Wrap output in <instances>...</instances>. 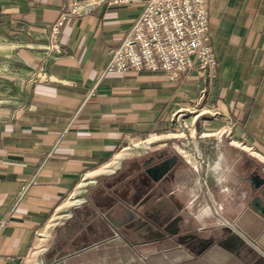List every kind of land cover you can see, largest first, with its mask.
I'll use <instances>...</instances> for the list:
<instances>
[{
    "label": "crops",
    "instance_id": "crops-1",
    "mask_svg": "<svg viewBox=\"0 0 264 264\" xmlns=\"http://www.w3.org/2000/svg\"><path fill=\"white\" fill-rule=\"evenodd\" d=\"M72 1L0 0V40L20 65L17 101L0 108V264H25L45 233L39 264H264L248 182L264 178V0H208L206 107L221 118L188 116L194 137L171 118L195 105L198 73L178 88L161 72L104 71L144 0L68 17L65 55L44 59ZM148 138L163 143L130 146Z\"/></svg>",
    "mask_w": 264,
    "mask_h": 264
},
{
    "label": "built area",
    "instance_id": "built-area-1",
    "mask_svg": "<svg viewBox=\"0 0 264 264\" xmlns=\"http://www.w3.org/2000/svg\"><path fill=\"white\" fill-rule=\"evenodd\" d=\"M122 1L73 0L50 28L43 49L44 59L55 60L65 55L57 43V37L68 17L84 16L97 7ZM208 9V0H144L141 12L133 20L127 33L117 46L107 51L106 73L161 72L168 82L178 88L192 73H198L202 86L195 105L191 110L178 109L171 118L172 124L184 129L185 121L191 114L195 118L194 122H201L205 117L212 121L221 118L217 108L206 107L217 64L208 32ZM208 135L199 133L203 138ZM225 136L232 143L229 131ZM218 140L221 141V137ZM5 225L6 219H0V233Z\"/></svg>",
    "mask_w": 264,
    "mask_h": 264
},
{
    "label": "rangeland",
    "instance_id": "rangeland-1",
    "mask_svg": "<svg viewBox=\"0 0 264 264\" xmlns=\"http://www.w3.org/2000/svg\"><path fill=\"white\" fill-rule=\"evenodd\" d=\"M20 70V65L16 61V59L12 58V51L9 48V46L6 44L5 41L0 40V108L8 107L10 104L14 103L17 101V90H16V83H15V74ZM189 116H193L192 114ZM187 132L191 136L194 135V128L192 126V123H190V120L188 122H185ZM189 128H191V131H189ZM149 139V140H148ZM148 139H143L137 142L132 143L130 146L134 145L137 148H144L146 145H148V142L152 143L150 140L151 138ZM193 140V139H192ZM145 141V143H144ZM191 141V140H189ZM159 143H163V141H159L156 143H152L149 145V147L156 146ZM69 200V199H68ZM67 200V201H68ZM66 201V202H67ZM41 241L37 243H41L43 249L46 245V240L48 237H46V233L39 237ZM36 243V244H37ZM39 255V254H38ZM37 255V257H38ZM36 257V259H37ZM28 258V257H27ZM27 260V259H26ZM25 260V264H26Z\"/></svg>",
    "mask_w": 264,
    "mask_h": 264
},
{
    "label": "water",
    "instance_id": "water-1",
    "mask_svg": "<svg viewBox=\"0 0 264 264\" xmlns=\"http://www.w3.org/2000/svg\"><path fill=\"white\" fill-rule=\"evenodd\" d=\"M248 182L252 186L250 192L252 200L250 206L260 215L264 216V178L258 175L256 172L251 173Z\"/></svg>",
    "mask_w": 264,
    "mask_h": 264
},
{
    "label": "bare ground",
    "instance_id": "bare-ground-1",
    "mask_svg": "<svg viewBox=\"0 0 264 264\" xmlns=\"http://www.w3.org/2000/svg\"><path fill=\"white\" fill-rule=\"evenodd\" d=\"M145 143V142H144ZM149 145L150 144H148V145H146L145 144V148H150L149 147ZM39 241H41V239H39ZM38 241V242H39ZM41 244V243H40ZM39 243H37L36 245H35V248H34V251H33V253H32V255L29 257V258H27V260H26V264H39V262L37 261V259H36V257H37V255L38 254H40L41 252H42V250H43V247H42V245H40Z\"/></svg>",
    "mask_w": 264,
    "mask_h": 264
}]
</instances>
